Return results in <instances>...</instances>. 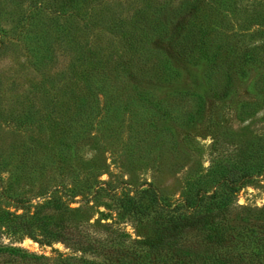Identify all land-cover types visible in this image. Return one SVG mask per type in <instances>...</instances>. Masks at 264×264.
I'll return each mask as SVG.
<instances>
[{"label":"rangeland","instance_id":"obj_1","mask_svg":"<svg viewBox=\"0 0 264 264\" xmlns=\"http://www.w3.org/2000/svg\"><path fill=\"white\" fill-rule=\"evenodd\" d=\"M233 1L241 11L218 0L201 4L196 21L204 32L202 50L212 48L208 60L191 54L153 62L148 88L132 91V104L109 119L100 111L101 97L86 90V62L72 63L65 51L73 39L85 52L83 60L86 52L99 59L95 47L102 50L101 63L112 55L127 60L123 36L107 26H84L104 10L103 3L75 18L52 0H0V40L6 43L0 52V213L7 214L0 221V249L9 264L116 263L112 247L96 249L93 243L109 235L112 195L134 196L148 187L169 203L217 195L216 203L225 204L217 219L264 226V0ZM114 4L126 30L135 10L146 6L138 0ZM39 8L53 22L48 41L56 59L42 73L25 50L26 25ZM71 63L69 89L59 92V69ZM92 101L97 118L71 143L68 122ZM141 106L158 120L152 123ZM49 199L69 211L49 214L46 227L62 222L71 240L49 238L38 228L23 231ZM117 222L128 245L152 242L150 229L125 217ZM77 238L82 245L73 243Z\"/></svg>","mask_w":264,"mask_h":264},{"label":"trees","instance_id":"obj_2","mask_svg":"<svg viewBox=\"0 0 264 264\" xmlns=\"http://www.w3.org/2000/svg\"><path fill=\"white\" fill-rule=\"evenodd\" d=\"M52 1L60 7L59 12L63 15L69 9L68 12L75 18L80 13L94 8L99 9L100 7L97 6L103 3L104 10L92 16V22L84 26L87 25L91 30L93 27L107 26V29L112 30V35L115 37L121 35L124 38L123 42L128 52L127 60L115 59L112 55L101 63L100 59L103 56L100 47H95L94 50L99 59L91 56V52H86L88 55L83 60L81 58L85 52L73 39L69 41L70 50L65 49L71 55V59L73 58L72 63L74 60L86 62L84 78L86 90L90 97L96 95L101 97L100 111H104V115L110 117L109 119L113 118L123 106L132 104L133 101L130 99L132 91L148 88L146 85L149 84V70L153 62H169L172 61L171 57L183 60L191 54H196L195 57L206 56L204 59L208 60L213 54L211 47L208 51L202 50L204 32L196 21L204 0H138L146 3V6L135 10L127 30L125 20L121 18V11L114 4L117 0ZM218 2L225 8H231L232 11H241L233 0H218ZM1 7L0 2V13L3 11ZM52 24V20L41 10L35 15L34 20H30L26 25L25 50L31 54V66L39 73L56 62L53 42L48 41ZM66 34L71 36L69 30ZM5 48L6 43L0 40V52ZM254 49L248 51L251 53ZM72 63L67 68L62 66L59 69L60 74L56 79L59 92L69 89L65 79H68L67 74L72 72ZM133 95L135 101L136 98L143 101L139 94ZM96 105L98 104L94 101L87 103L74 118L69 120L68 139L71 143L76 144L81 139L78 130H82L91 120L97 118ZM142 110V114L145 112L152 123L158 120L153 117L155 113H151L149 107H142ZM164 113L167 111L164 110ZM205 196L202 200L196 195L169 203L160 199L157 191L149 187L134 196L112 195L115 204L110 207L113 209L112 212L106 215L111 221L106 226L110 230L109 235L105 240H94V248H103L105 245L112 247L115 254H111L113 256L110 258L116 259V263L111 262L113 264H264V226L245 222L242 225L224 223L222 219H217V215L225 210V204L216 203L217 195ZM68 211L69 208L64 209L60 201L49 199L34 210L30 216L31 221L23 226V231L28 233L32 228H38L49 238L62 240L65 236L66 241L71 240L69 234L65 235L62 222H54L46 227L47 223L44 221L50 217L49 214L57 217ZM261 212L262 210L258 214ZM6 215L0 213V221ZM25 217L26 215H23L20 219ZM124 217L132 220L141 229H150L152 242L138 239L128 242L130 243L128 245L124 240L126 234L117 226V221ZM73 243L78 246L83 244L78 238ZM3 252L5 250L0 249V264H9L10 261L5 259ZM77 264L95 263L78 261Z\"/></svg>","mask_w":264,"mask_h":264}]
</instances>
